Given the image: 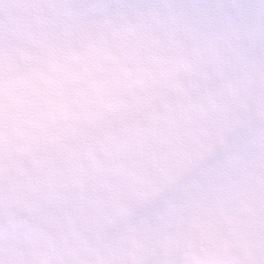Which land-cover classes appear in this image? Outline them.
Wrapping results in <instances>:
<instances>
[{
    "label": "clouds",
    "instance_id": "1",
    "mask_svg": "<svg viewBox=\"0 0 264 264\" xmlns=\"http://www.w3.org/2000/svg\"><path fill=\"white\" fill-rule=\"evenodd\" d=\"M0 264H264V0H0Z\"/></svg>",
    "mask_w": 264,
    "mask_h": 264
}]
</instances>
